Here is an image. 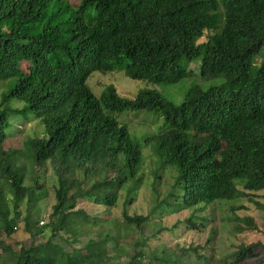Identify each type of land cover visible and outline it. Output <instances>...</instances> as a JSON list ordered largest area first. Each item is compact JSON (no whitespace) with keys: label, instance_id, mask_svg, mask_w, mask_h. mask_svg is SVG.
I'll use <instances>...</instances> for the list:
<instances>
[{"label":"trees","instance_id":"trees-1","mask_svg":"<svg viewBox=\"0 0 264 264\" xmlns=\"http://www.w3.org/2000/svg\"><path fill=\"white\" fill-rule=\"evenodd\" d=\"M21 62L28 64L26 73ZM192 62H198L200 79L224 82L205 90L191 86L178 105L154 89L124 99L111 85L98 97L86 85L93 72L119 71L131 80L171 86L191 75ZM8 79L14 84L1 105L22 102L18 112L41 123L44 136L23 146L33 163L54 166L56 188L48 220L38 227L31 220L32 206L41 198L37 183L25 186L23 170L12 164L13 151L2 148L7 128L2 109L0 264H118V257L128 254L116 246L120 236L114 224L75 209L80 200L114 207L129 181L125 202L134 199L141 154L112 116L123 111L161 114L153 152L159 168L176 173L180 195L174 207L199 211L264 190V0H0V81ZM24 199L31 205L24 218L30 243L13 248L6 240ZM122 217L128 227L147 221ZM42 229L49 235L37 241ZM85 233L94 238L68 252L52 242L64 235L66 244L76 245ZM255 248L239 246L230 264L253 259ZM186 253L162 251L153 264H192ZM5 256L12 260L3 263ZM127 258L125 264H142L143 254Z\"/></svg>","mask_w":264,"mask_h":264},{"label":"rangeland","instance_id":"rangeland-1","mask_svg":"<svg viewBox=\"0 0 264 264\" xmlns=\"http://www.w3.org/2000/svg\"><path fill=\"white\" fill-rule=\"evenodd\" d=\"M67 1L70 4L75 2V0ZM203 40L204 38H200L198 42ZM259 61L260 58H257L256 64ZM27 66V63L21 62L19 69L26 73ZM188 70L191 72L189 77L171 86L150 85L142 80H131L119 71L93 72L88 76L86 85L95 97H98L106 86L111 85L117 95L124 99H132L139 90L154 89L173 105H178L182 101L184 93L191 86L205 90L212 86L223 85L224 81L221 77L200 79L197 73L198 62H192ZM13 84V79L0 81V111L5 109L7 122L2 148L4 151H13L10 158L15 167L23 170L24 185L34 187L37 183L35 194L38 193L37 195L41 198H38L32 206L34 211L31 220L35 219L37 226L43 227L54 204L56 188L54 166L50 162L40 165L33 163L23 146L27 140L44 136L39 120L33 118L28 112H18L23 107L22 102L10 99L1 105L5 92ZM112 116L139 146L140 184L134 192L131 203L125 202L126 190L131 184L129 181L122 190H119L114 207L104 209L89 201L80 200L75 209H81L90 216L98 215L106 219L108 226L114 224L111 228H114L120 236L116 246L119 250L122 249L128 253L126 256L118 257V264H125L128 261L127 257H130L132 252L138 253V251L143 254L142 264H153V256L159 257L162 251L168 254L179 249L187 251V257L192 264H230L229 257L239 246L253 244L256 245L255 257L238 264H264V211L254 206V203L264 206V190L246 192L245 197L230 202H215L199 211L197 209L180 210L179 207H174L179 201L176 197L180 195L179 188L175 187L176 173L170 167L159 168V160L153 152V146L162 129L161 114L147 110H134L123 111ZM170 193L175 197L169 196ZM28 206L31 205L24 199L17 207L16 229L6 240V243L13 248H16L18 243L25 246L30 243L24 226V218L28 215L27 210L31 209ZM123 214L144 216L147 221L140 227H128L123 223ZM187 220L196 225V228H192ZM42 231V236H38L37 241L39 239L44 241L48 237V230L42 229ZM65 238L68 239L64 235L62 239L56 236L52 242L61 245L64 251L68 252L70 248L82 246L88 238H94V235L93 233L82 234L77 237L79 244L71 246L63 241ZM135 243L144 244V246H133ZM6 258L5 256L3 263L12 260Z\"/></svg>","mask_w":264,"mask_h":264}]
</instances>
